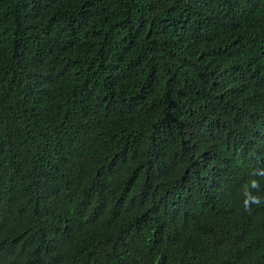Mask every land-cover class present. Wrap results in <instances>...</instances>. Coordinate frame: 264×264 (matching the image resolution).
<instances>
[{"label":"trees","instance_id":"trees-1","mask_svg":"<svg viewBox=\"0 0 264 264\" xmlns=\"http://www.w3.org/2000/svg\"><path fill=\"white\" fill-rule=\"evenodd\" d=\"M256 167L264 0H0V264H264Z\"/></svg>","mask_w":264,"mask_h":264},{"label":"clouds","instance_id":"clouds-1","mask_svg":"<svg viewBox=\"0 0 264 264\" xmlns=\"http://www.w3.org/2000/svg\"><path fill=\"white\" fill-rule=\"evenodd\" d=\"M250 178L242 185L240 196L242 197L243 210L249 214L255 208L264 205V196L261 193V179L264 178V167H256L250 171Z\"/></svg>","mask_w":264,"mask_h":264}]
</instances>
